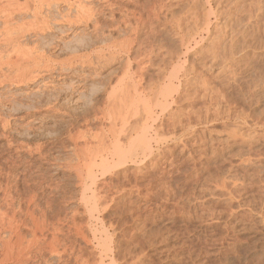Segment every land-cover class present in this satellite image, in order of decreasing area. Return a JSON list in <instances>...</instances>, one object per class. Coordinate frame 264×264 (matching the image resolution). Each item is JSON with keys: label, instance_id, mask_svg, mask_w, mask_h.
I'll return each instance as SVG.
<instances>
[{"label": "rangeland", "instance_id": "obj_1", "mask_svg": "<svg viewBox=\"0 0 264 264\" xmlns=\"http://www.w3.org/2000/svg\"><path fill=\"white\" fill-rule=\"evenodd\" d=\"M40 1L41 18L17 17L6 30L0 19V42L7 30L31 31L20 39L34 55L29 68L36 67L20 83L5 81L6 67L0 71V166H13L9 179L1 171L0 212L18 218L20 207L30 205L38 219L44 215V225L36 224L41 246L31 240L36 226L28 218L21 250L12 241L14 260L7 264H264V0H163L162 10L161 0H111L118 5L112 14L103 0H83L95 10L88 22H77L72 0L73 9L69 0ZM8 2L0 0L6 9ZM42 20L50 27L40 31ZM182 30L194 36L180 44ZM123 41L130 46L122 51L116 45ZM124 84L131 85L126 94L119 91ZM122 92L129 98L126 130L118 118L113 127L107 102ZM163 95L170 97L168 109ZM143 138L149 143L143 155L116 162L118 146L129 150ZM94 153L95 184L87 179V190ZM4 224L0 237L7 243L16 236Z\"/></svg>", "mask_w": 264, "mask_h": 264}, {"label": "bare ground", "instance_id": "obj_2", "mask_svg": "<svg viewBox=\"0 0 264 264\" xmlns=\"http://www.w3.org/2000/svg\"><path fill=\"white\" fill-rule=\"evenodd\" d=\"M10 2V4H9V2ZM52 1V0H51ZM53 1H55L56 3H54ZM52 2L54 3V4H52V5H56L58 2V0H53ZM65 1V0H64ZM63 1V2H64ZM67 1V0H66ZM70 1V0H69ZM69 1H67L68 3H70V9H73V7H74V5H73V7H72V5H71V1L69 2ZM104 1V3H105V5H108L107 7H108V9L109 10H111V14H112V12L113 11H115L114 10V6H117L118 7V5L116 4V3H113L111 0H103ZM132 1V0H131ZM155 1V0H154ZM153 1V2H154ZM165 1V3L164 4H166L167 2H166V0H164ZM171 1V0H170ZM182 1V0H181ZM186 1H188V0H186ZM221 1V0H220ZM220 1H218L219 2V5H220ZM261 1V0H260ZM4 2H5V0H4ZM6 2H8V4H9V6L8 7H10V8H8V9H6L4 6H5V4H4V6H2V4L0 5V6H2V8H0V19H1V21H2V23L4 22L5 24H7V26H6V28L5 27H3V28H5V30L6 29H10V25L8 24V23H10L12 20H16L17 19V17H24V16H26V15H28V14H30V15H32V16H34L35 18H41V13H42V9H43V4L45 3L44 1H40V0H23V2L22 3H20L21 1H19V0H6ZM47 2V4L46 5H48L49 6V1L47 0L46 1ZM52 2H50V3H52ZM72 2H74L75 3V10H76V14H75V17L77 18V22L79 21H81V20H84L85 22L87 21H89L90 20V18L93 16V12L95 11H92V9H94V8H90L92 5H90L89 7H86L87 5H85V2L83 1V0H77V1H75V0H72ZM76 2H79V5L76 3ZM174 2V1H173ZM209 1H206V3H208ZM227 2V1H226ZM225 2V3H226ZM236 2H237V0H236ZM74 3H72V4H74ZM83 3H84V5H83ZM107 3V4H106ZM126 3H127V1H126ZM159 3V1L158 0H156L155 1V3H154V5L156 4H158ZM160 3H162V4H158L159 5V7L161 8V10L163 9L162 7H164V5H163V0H161L160 1ZM193 4H194V2H192ZM88 4V3H87ZM202 4V3H201ZM205 4V3H204ZM153 5V4H152ZM174 5V4H173ZM178 5V4H177ZM219 5H217V8H218V6ZM232 5V4H231ZM258 5V4H257ZM50 6H51V4H50ZM260 6V5H259ZM6 7H7V5H6ZM167 7V6H166ZM184 7H185V5H184ZM192 7V6H191ZM200 7V6H199ZM151 8V7H150ZM158 8V7H157ZM132 9H134V8H132ZM155 9V7L153 6V10ZM159 9V8H158ZM157 9V10H158ZM206 9V8H205ZM156 10V11H157ZM160 10V9H159ZM159 10H158V12H159ZM210 10H211V8H210ZM218 10V9H217ZM226 10V9H225ZM156 11H155V13H156ZM213 11V10H212ZM131 12V11H130ZM157 12V13H158ZM161 12V11H160ZM168 12V11H167ZM219 12V11H218ZM229 12V11H228ZM264 12V11H263ZM113 13H115V12H113ZM157 13H156V15H157ZM195 13V12H194ZM204 13H207V12H204ZM257 13H259V12H257ZM134 14V13H133ZM140 14V13H139ZM175 14V13H174ZM203 14V13H202ZM219 14V13H218ZM171 15V14H170ZM183 15V14H182ZM251 15V14H250ZM112 16V15H111ZM128 15L126 14V17H127ZM179 16H180V13H179ZM207 16V15H206ZM218 16V15H217ZM254 16V15H253ZM70 17V16H69ZM68 17V18H69ZM123 17H125V16H123ZM154 17H156V16H154ZM173 17V16H172ZM185 17V16H184ZM229 17V16H228ZM34 18V19H35ZM183 18V17H182ZM71 19V18H70ZM74 19V18H73ZM144 19V18H143ZM190 19V18H189ZM207 19V18H206ZM38 20H40V19H38ZM43 20H45V19H43ZM42 20V21H43ZM72 20V19H71ZM122 20H124V19H122ZM127 20V19H126ZM130 20V19H129ZM146 20V19H145ZM177 20H178V18H177ZM181 20H183V19H181ZM193 20H194V18H193ZM17 21V20H16ZM26 21V20H25ZM37 21V20H36ZM67 21H70V20H68L67 19ZM125 21V20H124ZM172 21V20H171ZM185 21V20H184ZM39 22V21H38ZM74 22H75V20H74ZM177 22V21H176ZM183 22V21H182ZM196 22V21H195ZM206 22V21H205ZM3 23V24H4ZM21 23V22H20ZM26 23V22H25ZM31 23V22H30ZM40 24H39V26L38 27H40V31H41V28L43 29L44 28V26H48L49 24L47 23V22H45V21H43L42 22V24H41V21L39 22ZM69 23V22H68ZM72 23V22H71ZM70 23V24H71ZM96 23V22H95ZM124 23V22H123ZM126 23V22H125ZM179 23V22H178ZM2 24V25H3ZM13 24V23H12ZM35 24H36V22H35ZM34 24V25H35ZM98 24V23H97ZM128 24V23H127ZM192 24V23H191ZM8 25H9V27H8ZM18 25V24H17ZM22 25V24H21ZM25 25V24H24ZM32 25H33V22H32ZM95 25V24H94ZM175 25V24H174ZM182 25L183 24H181V23H179L178 25H177V28H178V30H180L181 31V29H182ZM205 25H207V24H205ZM14 27V26H13ZM13 27H12V29H13ZM18 27V26H17ZM27 27V26H26ZM35 27H37V26H35ZM48 27H50V26H48ZM133 27V26H132ZM135 27H136V25H135ZM208 27V26H207ZM206 27V28H207ZM27 28H29V27H27ZM21 29H23V30H21ZM30 29H32V28H30ZM194 29V28H193ZM193 29H191V30H193ZM14 31H15V29H13ZM34 30H37V28L35 29L34 28ZM44 30V29H43ZM42 30V31H43ZM133 30V29H132ZM189 30V29H188ZM191 30H189L190 32H191ZM195 30V29H194ZM194 30H193V33L195 34L196 32H194ZM197 30V29H196ZM195 30V31H196ZM201 31H202V29H200ZM12 31V30H11ZM29 32V29L27 30V29H25L24 28V26H22V28H20V31L18 32L17 31V29H16V33L15 32H10V30H7L6 32H8V34L6 33V35L5 36H3L4 38L2 39L1 38V42H0V48L2 49L3 47H5V48H3L2 50L4 51V50H6V51H8L9 52V48H7V46H10L11 47V50H10V52L8 53V52H6L7 53V56H5V58H6V60L4 61V60H0V71L2 72L3 71V66L4 67H6L7 68V73H3V75H4V77H5V79H7V80H5L4 79V77H2L5 81H8L9 80V82L11 83H13L14 81L15 82H18V83H20V81H24V80H28V78L30 77V76H32V75H36V74H33L34 73V70L36 69V67H35V69L34 70H32L31 69V67L29 68V62H30V60H32L33 58H31V57H34V55H32V53H31V51H28V49L26 50V48L24 49L23 47H24V44H23V42H21V37H23V36H25V35H27V34H29L28 32ZM35 33H37L36 31H34ZM190 32H189V35H188V33L186 32V33H184L183 32V30H182V34H181V43L180 44H182V41L183 42H185L186 43V40L189 38V39H191L190 37L193 35V33H191L190 34ZM197 32H198V30H197ZM221 32V31H220ZM184 33V34H183ZM0 35H2L1 33H0ZM37 35V34H36ZM197 35V34H196ZM235 35V34H234ZM194 36V35H193ZM193 36H192V38H193ZM1 37V36H0ZM28 37V36H27ZM21 38V39H20ZM179 38V37H178ZM235 38V37H234ZM28 39V38H27ZM20 40V41H19ZM23 40V39H22ZM131 40V43L129 42ZM128 42H129V44L132 46V44L134 43L133 41H132V39H130ZM133 40H135V38L133 39ZM193 40H195V39H193ZM203 41V40H202ZM212 41H217V40H214V38H213V40ZM26 42V41H25ZM124 42V41H123ZM127 42V43H128ZM189 43H190V40L188 41ZM195 42H197V41H195ZM220 42V41H219ZM127 43L125 44V42L123 43V46H121V44L120 45H118V43H117V45H116V47H121L120 48V50H122V49H124L123 47H125V49H126V46H127ZM138 43V42H137ZM201 43V42H200ZM214 43V42H213ZM218 43V42H217ZM23 44V45H22ZM126 46H125V45ZM128 44V45H129ZM129 45V46H130ZM215 45V44H214ZM129 46H127V47H129ZM186 46V45H185ZM113 47H115V46H113ZM115 47V48H116ZM118 47V48H119ZM139 47V46H138ZM33 48V47H32ZM114 48V49H115ZM192 49H193V47H191ZM190 48V49H191ZM209 48V47H208ZM211 48V47H210ZM214 48V47H213ZM0 49V50H1ZM8 49V50H7ZM132 49V47H130V48H127V50L128 51H126V52H128L129 53V51ZM137 49V48H136ZM215 49V48H214ZM1 50V51H2ZM116 50V49H115ZM188 50V49H187ZM207 50H210V49H207ZM0 51V52H1ZM123 51V50H122ZM190 51V50H189ZM202 51V50H201ZM214 51H216V50H214ZM213 51V52H214ZM229 51V50H228ZM212 52V51H211ZM234 52V51H233ZM35 53V52H34ZM37 53V52H36ZM1 54H3V53H0V55ZM39 54V53H38ZM204 54V53H203ZM207 54V53H206ZM214 54V53H213ZM212 54V55H213ZM218 54V53H217ZM231 54H232V52H231ZM236 54V53H235ZM16 57H15V56ZM32 55V56H31ZM138 55V54H137ZM14 56V57H13ZM39 56V55H38ZM41 56V55H40ZM218 56V55H217ZM226 56V55H225ZM230 56H232V55H230ZM238 56V55H237ZM1 57V56H0ZM149 57V56H148ZM220 57V56H219ZM135 58V57H134ZM231 58V57H230ZM37 59V58H36ZM143 59V58H142ZM226 59H227V57H226ZM213 60V59H212ZM34 61H35V58H34ZM203 61V60H202ZM227 61V60H226ZM223 62V61H222ZM33 62H31L30 64H32ZM38 63V62H37ZM91 63H92V61H91ZM144 63V62H143ZM84 64V63H83ZM152 64H153V62H152ZM203 64V63H202ZM212 64V63H211ZM230 64V63H229ZM74 65V64H73ZM194 65V64H193ZM196 65V64H195ZM207 65V64H206ZM45 67V66H44ZM68 67V66H67ZM143 67V66H142ZM211 67V66H210ZM5 68V69H6ZM72 68V67H71ZM163 68V67H162ZM175 68V67H174ZM187 68H189V67H187ZM192 68V67H191ZM225 68V67H224ZM38 69V68H37ZM41 69H43V68H41ZM40 69V70H41ZM47 69H48V67H47ZM64 69V68H63ZM195 69H197V68H195ZM209 69V68H208ZM212 69V68H211ZM229 69V68H228ZM233 69V68H232ZM66 70V69H65ZM69 69H67V71H68ZM138 70V69H137ZM175 70H176V68H175ZM191 70H193V68L191 69ZM190 70V71H191ZM140 71V70H139ZM197 71V70H196ZM14 72V73H13ZM65 72V71H64ZM175 72V71H174ZM173 72V73H174ZM186 72H188L187 70H186ZM193 72V71H192ZM35 73H37V71L35 72ZM39 73V72H38ZM37 73V74H38ZM140 73V72H139ZM171 73V72H170ZM195 73V72H194ZM200 73V72H199ZM202 73V72H201ZM222 73V72H221ZM228 73H230V72H228ZM2 74V73H1ZM196 74V73H195ZM171 75V74H170ZM183 75H184V73H183ZM182 75V76H183ZM187 75V74H186ZM172 76V75H171ZM199 76V75H198ZM197 76V77H198ZM33 77V76H32ZM31 77V78H32ZM174 78V77H173ZM176 78H177V75H176ZM187 78V77H186ZM189 78V77H188ZM191 78V77H190ZM206 78V77H205ZM30 79V78H29ZM35 79V78H34ZM33 79V80H34ZM175 79V78H174ZM158 80V79H157ZM170 80V79H169ZM179 80V79H178ZM186 80H188V79H186ZM29 81V80H28ZM154 81V80H153ZM171 81V80H170ZM169 81V82H170ZM189 81V80H188ZM190 82V81H189ZM201 81H199V83H200ZM3 83V82H2ZM25 83H26V81H25ZM128 83V82H127ZM153 83V82H152ZM183 83V82H182ZM197 83V82H196ZM196 83H194V84H196ZM206 83V82H205ZM122 84V83H121ZM128 84H130V83H128ZM158 84V83H157ZM72 85V84H71ZM136 85V84H135ZM140 85V84H139ZM149 85H151V84H149ZM165 85V84H164ZM169 85H171V83L169 84ZM178 85V84H177ZM176 85V86H177ZM201 85V84H200ZM128 86L129 85H126V87L128 88ZM131 86V85H130ZM129 86V87H130ZM197 86V85H196ZM202 86V85H201ZM200 86V87H201ZM206 86V85H205ZM125 87V84H124V86L122 85L121 86V90H119V91H122L123 89H126V87ZM137 87V86H136ZM163 87H165V86H163ZM167 87H169L168 85H167ZM118 88V87H117ZM116 88V89H117ZM150 89L152 88V87H149ZM148 88V89H149ZM173 88V86L171 87V89ZM116 89H114V87H113V89L111 90V91H113V92H115V93H117L116 92ZM176 89V88H175ZM196 89V88H195ZM157 89H155V90H153V91H156ZM221 90V89H220ZM55 91V90H54ZM124 91V90H123ZM126 91H129L128 89H126L124 92H125V94H126ZM138 91V90H137ZM139 91H141L140 89H139ZM138 91V92H139ZM149 91H152V90H149ZM166 91H167V89H166ZM166 91H165V93H166ZM169 91H170V89H169ZM113 92H111L112 94H113ZM124 92H122V98H120V99H117L116 97L117 96H115V95H112L111 93L109 94V100L107 101L108 102V104L110 105L112 102V104H111V113H112V115H110L112 118H113V124H114V128L116 127V124H118L117 122H116V120H117V118L120 120V122H121V126H120V128H121V130H123V129H125V126H126V124H128V118H127V116L126 115H128V114H125L124 113V111H125V109H126V107H127V102H129L128 100H129V98L127 99L126 97H124ZM135 92H136V90H135ZM168 92V91H167ZM177 92V91H176ZM43 93V92H42ZM121 93V92H120ZM128 93V92H127ZM153 93V92H152ZM156 93L157 92H155V95L153 94L152 96H156ZM159 93V92H158ZM172 93H173V91H172ZM206 93H207V91H206ZM223 93V92H222ZM40 94V93H39ZM161 94V93H160ZM159 94V96H162V95H160ZM162 94H164L163 93V91H162ZM219 94V93H218ZM121 95V94H120ZM166 95H171V94H166ZM166 95H163V97H161L160 98V100L161 99H163L166 103H168V97L166 96ZM172 96V95H171ZM39 97V96H38ZM37 97V98H38ZM121 97V96H120ZM124 97V98H123ZM138 97V96H137ZM147 97V96H146ZM111 98V99H110ZM126 98V99H125ZM170 98V97H169ZM112 100V102L111 103H109V101H111ZM127 100V101H126ZM140 100H141V98H140ZM171 100V99H170ZM213 100V99H212ZM41 101V100H40ZM147 101V100H146ZM226 101V100H225ZM96 102V101H95ZM130 102H132V100H130ZM134 102V101H133ZM164 102V103H165ZM170 102H172V101H170ZM37 103V102H36ZM143 103V102H142ZM165 103V104H166ZM176 103V102H175ZM219 103V102H218ZM38 104V103H37ZM95 104V103H94ZM107 104V105H108ZM141 104V103H140ZM144 104V103H143ZM164 104V105H165ZM27 105V104H26ZM41 105V104H40ZM109 105H108V107H109ZM129 105V104H128ZM135 105V104H134ZM144 105H146V104H144ZM163 105V103L161 104V106L163 107L164 106ZM169 103H168V105H167V109H168V107H169ZM208 105V104H207ZM94 106V105H93ZM148 106V105H147ZM171 106V105H170ZM211 106V105H210ZM214 106V105H213ZM217 106V105H216ZM29 107V106H28ZM27 107V108H28ZM31 107V106H30ZM29 107V108H30ZM33 107H34V105H33ZM107 107V106H106ZM130 107V106H129ZM128 107V108H129ZM39 108V107H38ZM144 108H145V106H144ZM147 108V107H146ZM216 108V107H215ZM219 108H220V106H219ZM224 108V107H223ZM93 109V108H92ZM100 109V108H99ZM166 109V106H165V108H164V110ZM211 109V108H210ZM214 109V108H213ZM150 110V109H149ZM163 110V109H162ZM173 110V109H172ZM133 111V110H132ZM131 111V112H132ZM135 111V110H134ZM215 111H216V109H215ZM110 112V111H109ZM127 112H128V110H127ZM126 112V113H127ZM148 112V111H147ZM153 112V111H152ZM176 112H178V110L176 111ZM219 112V111H218ZM97 113V112H96ZM137 113V112H136ZM133 114V115H137V114ZM146 113V112H145ZM149 113V112H148ZM151 113V112H150ZM154 113V112H153ZM172 113V112H171ZM220 113V112H219ZM104 114H106V112L104 113ZM108 114V113H107ZM177 113H175L174 114V116L176 115ZM181 114V113H180ZM195 114H197V113H195ZM204 114V113H203ZM215 114V113H214ZM241 114V113H240ZM131 115V114H130ZM157 115V114H156ZM191 115V114H190ZM202 115V114H201ZM243 115V114H242ZM139 116V115H138ZM177 116H178V114H177ZM184 116V115H183ZM187 116V115H186ZM189 116V115H188ZM199 116V115H198ZM221 116V115H220ZM228 116V115H227ZM1 117V116H0ZM110 117V119H112ZM151 117H152V115H151ZM150 117V118H151ZM190 118H192L191 116H189ZM215 117H217V116H215ZM3 118V117H2ZM137 118V117H136ZM174 118H176V117H174ZM233 118V117H232ZM109 119V120H110ZM126 119V120H125ZM148 119V118H147ZM176 119H178V118H176ZM181 118H179V122L181 123V120H180ZM187 119V118H186ZM200 119V118H199ZM155 120V119H154ZM174 120V119H173ZM191 120V119H190ZM175 121H177V120H175ZM174 121V122H175ZM133 122V121H132ZM131 122V123H132ZM178 122V121H177ZM190 122V121H189ZM204 122V121H203ZM7 123V122H6ZM179 123V124H180ZM239 123H240V121H239ZM133 124V123H132ZM174 124V123H173ZM237 124V123H236ZM162 125V124H161ZM178 125V124H177ZM176 125V126H177ZM181 125H182V123H181ZM238 125V124H237ZM243 125V124H242ZM3 128L5 129V127L7 128V126H6V124H3ZM131 126V125H130ZM136 126V125H135ZM173 126V125H172ZM128 127V126H127ZM140 127V126H139ZM170 127V126H169ZM132 128H135L134 126L132 127ZM151 128V127H150ZM176 128V127H175ZM116 129V128H115ZM136 129V128H135ZM161 129V128H160ZM163 129V128H162ZM235 129V128H234ZM237 129V128H236ZM126 130V129H125ZM157 130V129H156ZM231 130V129H230ZM9 131V130H8ZM115 131V130H114ZM113 131V133H114V136H115V132ZM129 131H133V130H129ZM144 131V130H143ZM193 131V130H192ZM234 131V130H233ZM119 132H121L120 131V129H119ZM124 132H126V131H124ZM134 132V131H133ZM145 132V131H144ZM173 132V131H172ZM255 132V131H254ZM6 133V132H5ZM118 133V132H117ZM130 133V132H129ZM236 133V132H235ZM124 134H126V133H124ZM4 135V134H3ZM119 135V134H118ZM172 135V134H171ZM170 135V136H171ZM178 135V134H177ZM231 135H232V133H231ZM234 135V134H233ZM254 135V134H253ZM255 135H256V133H255ZM169 136V135H168ZM116 137V136H115ZM158 137V136H157ZM61 138V137H60ZM76 138V137H75ZM140 138V137H139ZM145 138V137H144ZM144 138H143V140L141 139L140 141V143H142L141 145H139V146H136V147H139V148H136V147H132L131 145V147H132V149H130L129 147V150H125V149H123V148H121V146L119 147L118 146V148H120V151H121V153H119L118 155H116V154H114V155H116V157L119 159H117L116 158V162L118 161L120 164H122V162H125V161H127L126 159H130V160H132V161H134L136 158H138V154L141 152V155H143L144 153H145V150H147L146 148H148V145H149V143H148V141L147 140H144ZM149 138V137H148ZM165 138H167V137H164V139ZM146 139V138H145ZM151 140H153L152 139V137L150 138ZM178 139V138H177ZM7 140V139H6ZM76 140V139H75ZM117 139H115V142H116V144L118 145V143H119V140H117ZM151 140H149V141H151ZM79 141V140H78ZM114 142V143H115ZM118 142V143H117ZM182 142V141H181ZM23 143V142H22ZM123 143V142H122ZM121 143V144H122ZM136 143V142H135ZM138 143V142H137ZM137 143H136V145H137ZM156 143V142H155ZM35 144V143H34ZM103 144V143H102ZM116 144H114V145H116ZM11 145H13V144H11ZM10 145V146H11ZM38 145V144H37ZM105 145V144H104ZM113 145V146H114ZM135 145V144H134ZM14 146V145H13ZM29 147V146H28ZM114 147H116V146H114ZM17 148V147H16ZM16 148H15V150H16ZM81 148V147H80ZM106 148V147H105ZM134 148V149H133ZM40 149V148H39ZM39 149H38V151H39ZM109 149V148H108ZM151 149V148H150ZM4 150V149H3ZM11 150V149H10ZM110 150V149H109ZM163 150V149H162ZM103 151V150H102ZM115 151H117V149L115 150ZM149 151V150H148ZM35 152H36V149H35ZM40 153H41V151H39ZM85 152V151H84ZM105 152V151H104ZM82 155L84 154L85 155V153H82V151L80 152ZM159 153V152H158ZM98 154V153H97ZM107 154V153H106ZM113 154V153H112ZM81 155V156H82ZM91 155V154H90ZM89 155V156H90ZM95 155V156H94ZM110 156H111V154H109ZM149 155V154H148ZM160 155V154H159ZM87 155H85L84 157H86ZM99 156V155H98ZM102 156V157H101ZM83 157V156H82ZM83 157V158H84ZM95 157V158H94ZM103 155L102 154H100V160L101 161H107L106 160V158H107V156H105L106 158H104L103 159ZM113 157V156H112ZM112 157L110 158L111 160H113L112 159ZM93 158H94V160H89V162H91V163H89L88 162V164H90V165H87V167L89 168L88 169V171H87V173L85 172V176H87V174H88V176L87 177H84V178H86L85 179V182L83 181V185L86 187H88L87 188V190H90L91 189V186L92 185H94L95 184V181H94V176L93 175H95V174H93V172H94V167H96L95 165H96V153H94L93 154ZM93 158H90L89 157V159H93ZM115 159V158H114ZM7 160V159H6ZM84 160H86V159H84ZM88 161V160H87ZM141 161V160H140ZM1 162V161H0ZM85 162V161H84ZM83 161H82V163H84ZM107 162H109V160L107 161ZM139 162V161H138ZM137 163V162H136ZM140 163V162H139ZM86 164L87 163H85L84 165L86 166ZM102 164V163H101ZM108 164V163H107ZM116 164V163H115ZM118 164V163H117ZM116 164V165H117ZM4 165V164H3ZM74 165V164H73ZM83 165V167H85ZM109 165V164H108ZM119 165V164H118ZM123 165V164H122ZM12 166V165H11ZM29 166V165H28ZM79 166H80V164H79ZM91 166V167H90ZM99 166H100V164H99ZM104 166H106V165H104ZM121 166V165H120ZM81 167V166H80ZM103 166H101V168H102ZM111 166H109V168H110ZM112 167H113V165H112ZM111 167V168H112ZM116 168H117V166H115ZM10 168V169H9ZM97 168V167H96ZM110 168V169H111ZM114 168V167H113ZM112 168V169H113ZM9 169V170H8ZM13 166L12 167H8L7 166V169L4 167V166H2V164H1V166H0V176L3 174H1V171H8L7 172V174H10L13 170ZM12 170V171H11ZM25 170V169H24ZM108 170V169H107ZM77 171V170H76ZM104 171V170H103ZM79 172V171H78ZM89 172V173H88ZM102 172V171H101ZM5 173V172H4ZM77 173V172H76ZM99 173V172H98ZM103 173V172H102ZM101 173V174H102ZM12 174V173H11ZM11 174L9 175V176H7V179H9L8 177H10L11 176ZM78 175V174H77ZM80 175V174H79ZM103 175V174H102ZM13 176V175H12ZM17 176V175H16ZM4 177V176H3ZM17 177H19V176H17ZM16 177V178H17ZM96 177V176H95ZM15 178V177H14ZM13 178V179H14ZM80 178V177H79ZM83 178V177H82ZM98 178V177H97ZM81 179V178H80ZM87 179H89L90 180V184H92L91 186H90V188H89V186L88 185H86L87 184V182H88V180ZM96 179V178H95ZM78 180V179H77ZM138 180V179H137ZM3 181V180H2ZM6 182V181H5ZM79 182V181H78ZM1 183H3V182H1V180H0V186H1ZM9 183H10V181H9ZM8 183V184H9ZM85 183V184H84ZM135 183V182H134ZM89 184V185H90ZM7 184H4V186H6ZM10 185V184H9ZM9 185H7L6 187V192H8V189L10 188V186ZM9 186V187H8ZM12 187V186H11ZM109 187V186H108ZM3 187L1 186V189H2ZM42 188V187H41ZM11 189V188H10ZM15 189V188H14ZM3 190V189H2ZM1 190V191H2ZM83 190V189H82ZM85 190H86V188H85ZM100 190V189H99ZM93 191V189L90 191V192H92ZM94 192V191H93ZM92 192V193H93ZM2 194H3V191L1 192ZM85 193V192H84ZM92 193H91V195H90V197L92 196ZM94 193H96V192H94ZM93 193V198L91 197V199H93L94 200V196L96 195V194H94ZM30 194V193H29ZM35 194V193H34ZM33 194V195H34ZM103 194V193H102ZM5 195H9V197H11L10 195V193L8 192V194H5ZM14 195V194H13ZM30 196H31V194H30ZM107 196V195H106ZM21 197V196H20ZM34 197H36V196H34ZM84 197H86L87 198V196H84ZM83 197V198H84ZM96 197V196H95ZM4 198V197H3ZM2 198V195H0V200H4ZM14 198V197H13ZM31 198V197H30ZM30 198L28 199V201L30 200ZM33 198V197H32ZM97 198V197H96ZM96 198H95V200H96ZM104 199V198H103ZM35 200V199H34ZM47 200V199H46ZM51 200V199H50ZM85 200H87V199H85ZM100 200V199H99ZM88 201H90V200H88ZM35 202V201H34ZM94 202V201H93ZM1 203V202H0ZM13 202H8L7 204H10L9 206H12L13 204H12ZM30 203H32V200L30 201ZM49 203V202H48ZM95 203V202H94ZM12 204V205H11ZM37 204V203H36ZM89 204V203H88ZM93 205V207H94V204H92ZM14 206V205H13ZM11 207V208H16V207ZM19 206V205H18ZM34 206V205H33ZM96 206V205H95ZM0 208H1V206H0ZM18 208L19 207H17L16 209L18 210ZM22 207H20V213H21V215L17 218L16 217V213L15 212H13L12 214H9V213H7V212H0V231H1V226H4L5 224H4V222H6L7 221V224H6V226H9V234H7V235H9V236H11V234H13L14 236H12V237H14L15 238V236H16V239H10L9 240V242H7V243H5L4 241L5 240H3V238H1L3 241H0V244H2V250H0V264H7L8 263V261H12V257L14 256V253H12L13 252V249H14V246H12L11 244H12V241L14 242L13 243V245H15V243L17 244V246L18 247H20L21 246V244H22V241H23V237L20 235V234H22V228H23V226H25L26 224H27V220H28V218H31V220H32V223H33V225H35L36 226V224H39V223H41V225H39V226H42V225H44V223H43V217H44V215H43V217H41V219H40V221H38L39 219L37 218V216H35L36 214V212H34L33 210H32V208L30 207V205L26 208V210L24 211V210H22V209H24V208H22ZM97 208V207H96ZM1 210V209H0ZM3 210V209H2ZM1 210V211H2ZM95 210V209H94ZM39 211V210H38ZM90 211H91V209H90ZM34 212V213H33ZM35 214V215H34ZM76 214V213H75ZM91 214V213H90ZM38 215V214H37ZM74 215V214H73ZM76 216V215H75ZM97 216V215H96ZM95 216V217H96ZM92 217H93V215H92ZM95 219V218H94ZM16 223V225H15V223ZM75 223V222H74ZM76 223H78V222H76ZM2 224H4V225H2ZM9 224V225H8ZM50 224V223H49ZM100 225V224H99ZM71 226V225H70ZM80 226V225H79ZM78 226V227H79ZM100 227V226H99ZM34 228V227H33ZM40 228V227H39ZM37 226L35 227V230L33 231V233H32V235L34 234L35 235V238L33 239V238H31V240L33 241V240H35L36 239V232H38V231H36V230H38L39 229ZM44 228H45V226H44ZM83 228V227H82ZM46 229V228H45ZM55 229V228H54ZM40 230H41V228H40ZM40 230H39V235L40 234H42V233H40ZM47 230V229H46ZM42 231V230H41ZM56 232H58L57 230H55ZM55 231H54V233H55ZM102 232L104 231V228H103V230H101ZM107 231V230H106ZM32 232V231H31ZM101 232V233H102ZM105 232V231H104ZM20 233V234H19ZM25 234V233H24ZM64 234V233H63ZM27 236V235H26ZM40 236H42V235H40ZM53 236V235H52ZM100 236V235H99ZM33 237V236H32ZM43 237V236H42ZM59 237V236H58ZM94 237H95V235H94ZM37 238H38V236H37ZM55 238V239H54ZM53 239H54V242H55V240L57 239V242H58V238H57V236L55 235V237H54ZM41 239V238H40ZM44 239H46V238H43V239H41L42 241L44 240ZM100 239V238H99ZM39 239H37V240H35L36 242L34 243V244H37ZM68 240V239H67ZM47 241H50L51 242V240H47ZM5 244H4V243ZM41 242V241H40ZM51 243V244H49L48 245V247H50V250H52V254H53V251H54V249L55 250H58V249H56L57 248V245H54V244H57V243ZM98 243V242H97ZM31 244V243H30ZM29 244V245H30ZM34 244L32 245V246H34ZM41 243H39V244H37V245H40ZM43 244H47V243H45L44 241H43ZM11 245V246H10ZM28 245V246H29ZM50 245H53L52 247L50 246ZM65 245V244H64ZM69 245V244H68ZM9 246H10V248H9ZM16 246V245H15ZM16 246V247H17ZM36 246V245H35ZM41 246V245H40ZM47 247V245H44V248H46ZM73 246V245H72ZM100 246V245H99ZM22 247V246H21ZM21 247L19 248L20 250H21ZM37 247V246H36ZM39 247V246H38ZM48 247H47V249H48ZM108 247V246H107ZM35 248V247H34ZM42 248V247H41ZM53 248V249H52ZM60 248V247H59ZM65 248V247H64ZM63 248V249H64ZM23 249V248H22ZM29 249V248H28ZM28 249H27V251H28ZM31 249H32V251L34 252V253H36L35 251H34V249L31 247ZM72 249H73V247H72ZM71 249V250H72ZM109 249V248H108ZM46 250V249H45ZM49 250V249H48ZM47 250V251H48ZM50 250L48 251L49 253H50ZM104 251H107V249L106 250H104ZM23 252V251H22ZM47 252V253H48ZM57 252V251H56ZM55 252V253H56ZM71 252V251H70ZM38 253H39V251H38ZM42 253V251L40 250V254ZM60 252H58V254H59ZM99 253V252H98ZM38 254L36 253V257H38L37 256ZM99 255V254H98ZM17 256H18V254H17ZM45 256V255H44ZM58 256H60V254L58 255ZM79 256H81V255H79ZM105 256H107V255H105ZM104 256V257H105ZM43 258V257H42ZM41 258V259H42ZM56 258V257H55ZM16 259V258H15ZM47 259V258H46ZM14 260V259H13ZM65 260V259H64ZM85 260V259H84ZM86 261V260H85ZM89 261V260H88ZM13 262V261H12ZM16 262H20L19 260H17L16 259ZM84 262V261H83ZM101 262V261H100ZM67 263V262H66ZM82 263V262H81ZM104 263V262H103Z\"/></svg>", "mask_w": 264, "mask_h": 264}]
</instances>
